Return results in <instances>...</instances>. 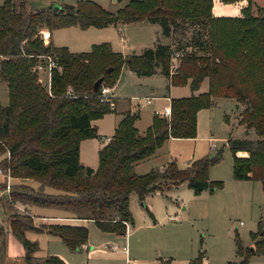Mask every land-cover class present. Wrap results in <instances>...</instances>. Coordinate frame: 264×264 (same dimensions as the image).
Masks as SVG:
<instances>
[{"label": "trees", "instance_id": "trees-1", "mask_svg": "<svg viewBox=\"0 0 264 264\" xmlns=\"http://www.w3.org/2000/svg\"><path fill=\"white\" fill-rule=\"evenodd\" d=\"M220 1L244 2L240 15L214 14L213 0H128L114 12L90 0L56 11L32 8L27 0H2L0 83H5L7 102L0 101V155L7 153V157L0 160V170L38 184L37 188L12 184L1 199L9 211V231L22 247L24 264H66L54 254L35 255L37 242L26 238V231L57 236L70 250L84 244L88 232L84 225H36L29 214L10 212L14 202L63 209L75 218L93 221L103 232L124 235L127 226L133 225L130 193L143 203L148 193L181 182L194 194L220 188V180L208 178L209 166L221 159L220 151L194 159L184 168L172 159L143 174L134 169L166 139L194 138L197 112L210 107L213 97L242 104L238 123L256 137L227 139L232 178L259 181L264 191V15L259 14L264 7H257L253 15L252 0ZM143 20L158 24L169 42L156 41L127 58L113 51L108 42L94 43L88 51H70L45 41L40 32ZM43 55L55 62L48 91L33 70ZM122 66L139 76L159 73L170 85H188L191 94L171 97L169 117L153 114L142 133L134 125L137 113L125 112L115 123L110 140L98 149V164L93 169L80 163L79 143L97 136L92 120L115 112V99L101 101L98 93L100 85L116 82ZM99 76L102 81L94 91L92 84ZM204 79L207 89L194 93ZM45 186L56 192H45ZM251 237L252 249L236 239L237 260L225 264H248L251 255L264 253V220L257 222ZM202 258L203 252L198 251L186 264H201ZM167 263L168 259H160L156 264Z\"/></svg>", "mask_w": 264, "mask_h": 264}, {"label": "rangeland", "instance_id": "rangeland-1", "mask_svg": "<svg viewBox=\"0 0 264 264\" xmlns=\"http://www.w3.org/2000/svg\"><path fill=\"white\" fill-rule=\"evenodd\" d=\"M77 1L79 0H27V3L32 8L51 7L54 3L63 8L66 4L73 5ZM90 1L114 12L128 0ZM213 1L212 12L218 10L220 16H239L244 4ZM255 1L258 4L264 0ZM257 7L262 6L252 4L253 15L258 13ZM259 14L264 15V8ZM50 33L51 42L55 46H66L73 51H88L94 43L108 42L112 50L119 52L124 58L129 57L133 50L140 52L142 48L152 46L156 41L169 42V38L161 35L159 25L151 22L118 23L114 26H90L84 29L68 26L52 29ZM36 74L48 91L45 74ZM206 83L204 79L197 91H205ZM167 85L161 74L138 77L122 66L116 82L109 86L116 97V114H105L90 122L95 126L97 136L87 138L82 143L81 161L97 167L98 146L107 142L106 138L112 132L114 120L119 117L120 112L128 108L137 111L136 126L141 132L150 124L153 112H162L163 106L168 103L165 96L176 98L191 94L188 85H170L168 90ZM146 96L151 97V104L139 106L138 103L143 102ZM0 101L2 104L7 102L6 86L3 82L0 83ZM242 108V104L233 99L213 97L210 107L200 109L197 114L194 138L166 139L155 156L139 162L135 169L138 174H143L153 167H159L169 156L178 168H184L191 159L211 157L220 151L221 159L208 169L210 180L222 182L220 188L194 194L186 182H181L163 189L161 193L144 196L143 203L135 193H130L128 208L133 225L127 226L125 235L103 232L93 221L87 220L84 222L88 232L87 247L78 251L69 250L60 240L48 242L46 234L41 232L26 231L25 237L37 242L39 255L67 253L71 255L73 264H156L160 259H168L167 264H186L198 251L203 252L201 264H225L227 261L237 260L236 239L243 247H250L253 244L251 235L257 230V222L264 220V192L256 184L253 186L252 182L232 178V157L227 139L256 137L252 131L246 132L244 126L238 123V114ZM211 176H214L213 179ZM6 180L10 183V178L6 179V175L0 173V185L4 184V188ZM11 186L12 184L10 188ZM4 188H0V197L7 194ZM15 205L16 202L12 203L10 212L27 213L20 212ZM170 216L175 219L169 220ZM5 223L7 220L0 206V231L5 229ZM112 244L118 249L110 250ZM122 248L126 249L125 254ZM12 260L13 264H18L17 258ZM21 263L23 264L22 259ZM248 264H264V253L251 255Z\"/></svg>", "mask_w": 264, "mask_h": 264}, {"label": "crops", "instance_id": "crops-1", "mask_svg": "<svg viewBox=\"0 0 264 264\" xmlns=\"http://www.w3.org/2000/svg\"><path fill=\"white\" fill-rule=\"evenodd\" d=\"M116 1V0H115ZM2 2V0L0 1V3ZM241 3H243V2H241ZM252 3L254 4V5H258V6H262V7H264V1H262V2H259L258 4H257V2L255 1V0H252ZM56 4H58V3H56ZM59 5V4H58ZM225 8V7H224ZM213 12H214V14H216V15H219V12H218V10L217 11H214L213 10ZM140 23H148L147 21L146 22H143V21H140ZM114 26V25H113ZM49 40L51 41V33L49 32ZM70 51H73V50H70ZM135 51V50H134ZM126 69L127 70H129L127 67H126ZM129 71H131V70H129ZM132 72V71H131ZM132 74H134V75H136L134 72H132ZM156 74V73H155ZM157 74H159V73H157ZM136 76H138V77H143V76H139V75H136ZM151 76V75H150ZM166 79V78H165ZM166 81H167V83H168V80L166 79ZM206 85H207V83H206ZM169 86H170V84H168L167 86H166V88H167V90H168V88H169ZM172 86V85H171ZM111 90H112V88L110 87V90H109V95H110V97H112V98H114L115 99V112H112V113H114V114H116V105H117V102H116V97H115V95L111 92ZM197 92H199V91H194V93H197ZM201 92V91H200ZM146 98H149V97H145L142 101L143 102H140V103H138V105L139 106H141V107H144V106H146V105H150L151 104V97L149 98V102L148 103H145V99ZM165 98L168 100V103L167 104H165L164 106H163V108H162V112L161 111H155V112H153V114H156V113H158L159 115H163V110L165 109V108H168L169 109V96H165ZM127 111H129V112H131V113H137V118H138V112L137 111H135V110H131L130 108H128L127 110H125V111H123V112H120V114H119V117L117 118V119H115L114 120V123H113V129H114V126H115V123L122 117V115L125 113V112H127ZM200 111V110H199ZM198 111V112H199ZM198 112H197V114H198ZM107 114H109V113H107ZM197 117V116H196ZM137 118H136V120H135V122H134V125H135V127H136V129L138 130V128H137V126H136V121H137ZM152 118V117H151ZM100 119V118H99ZM151 122V121H150ZM93 126V125H92ZM95 127V126H94ZM147 128V127H146ZM113 129H112V132L110 133V135H109V137L112 135V133H113ZM145 131V130H144ZM144 131H139L138 130V132L139 133H142V132H144ZM171 139H176V138H172V137H170V138H168L167 140H171ZM184 139H192V138H184ZM85 140H87V139H83V140H81L80 141V143H79V160H80V163L82 164V165H84V166H89V167H91L90 166V164H88L87 162H82L81 161V146H82V143L85 141ZM103 145V144H102ZM102 145H99L98 146V149L100 148V146H102ZM162 147V146H161ZM161 147H159V148H161ZM158 148V149H159ZM158 149L156 150V152L152 155V156H155V154H157V152H159L158 151ZM161 150V149H160ZM163 152L161 151V154H162ZM4 157H7V153H4L3 154V156H0V160L2 159V158H4ZM145 160H147V159H145ZM170 160H172V157L171 156H169V158L167 159V160H165V162L163 163V164H159L160 166L159 167H162L164 164H166L168 161H170ZM193 159H191V160H189L188 162H187V164L188 163H190V161H192ZM142 161H144V160H142ZM142 161H139V162H142ZM138 162V163H139ZM137 163V164H138ZM137 164L135 165V167H134V169H136V167H137ZM91 168H93V169H95V167H91ZM137 172V171H136ZM1 173V172H0ZM138 173V172H137ZM2 174V173H1ZM213 177L214 176H211L210 178L211 179H213ZM9 178H10V183H8V181L6 180V184H8L9 185V189H10V184H15V183H27V184H30V185H32L33 187H35V188H37L38 187V184H37V182H35V181H32V180H30V179H17V178H12V177H10L9 176ZM242 181V180H241ZM243 181H245V182H252V184H253V186H254V184H256L257 185V188H259L260 190H262L261 189V184H260V182L259 181H251V180H243ZM240 184V183H239ZM244 187H245V185H244ZM253 188V187H252ZM9 189H6V188H4V190L6 191V193L8 194V192H9ZM45 192H49V193H54V192H56V190H54L53 188H50V187H47V186H45L44 187V189H43ZM263 191V190H262ZM0 192H2V190H0ZM162 191H154V192H151V193H148L147 195H149V196H151L153 193H161ZM264 192V191H263ZM6 194V195H7ZM3 195V194H2ZM1 195V197H0V206H1V209H2V212H3V216L5 217V219L7 220V215H8V211L7 210H5L3 207H2V204H1V199L2 198H4L5 196L3 195L2 196ZM15 207L17 208V209H19V210H21L20 212H27L30 216H31V218H32V220H33V222H34V224H36V225H38V224H41V223H61V224H70V225H84V222L85 221H87V220H85V219H80V218H75L70 212H68V211H66V210H63V209H58V208H52V207H43V206H38V205H32V204H22V203H20V202H16V205H15ZM183 208V207H182ZM5 229H2L0 232V264H13V258H17V260H18V264H22L21 263V259H22V261H23V258H22V254H23V250H22V247H21V245H20V243L14 238V236L10 233V231H9V228H8V225H7V223H5ZM126 231H127V229H126ZM41 233H44V234H46V236L48 237V242H56L57 240H60L57 236H53V235H51V234H47V233H45V232H41ZM125 235V234H124ZM61 241V240H60ZM62 242V241H61ZM112 245H114L115 246V248L114 249H111L110 248V250H112V251H114V250H117L118 249V247L115 245V244H112ZM111 246V245H110ZM83 247H87V240H86V242L84 243V244H82L81 246H79L77 249H76V251H78L80 248H83ZM124 247V246H123ZM68 248V247H67ZM123 249V250H122ZM121 250H122V252H123V254H125L126 253V249L125 248H122ZM70 250V249H69ZM54 255L55 254H58L59 255V257L62 259V260H64V262L66 263V264H73V259L72 258H70L71 257V255H68L67 253H64V254H61V253H59V252H52ZM35 255H37V256H42V255H39L38 253H37V251L35 252ZM46 255H48V254H46ZM57 255V256H58ZM45 256V255H44ZM191 258H189V260H190ZM188 260V261H189ZM187 261V262H188ZM23 264H24V262H23Z\"/></svg>", "mask_w": 264, "mask_h": 264}, {"label": "built area", "instance_id": "built-area-1", "mask_svg": "<svg viewBox=\"0 0 264 264\" xmlns=\"http://www.w3.org/2000/svg\"><path fill=\"white\" fill-rule=\"evenodd\" d=\"M41 34L44 38L45 41L47 37H49V32L46 31V29H42L41 31ZM40 60L37 62V64L34 66L33 70L35 72H39V73H42L43 75L45 74V78L47 79V85L49 87V81H50V73H51V69L55 66V62L54 60L48 56V55H43V56H40L39 57ZM109 86L108 85H100V90H99V93H98V97L101 101H110V95H109ZM149 102V98H146L145 99V103H148ZM170 115V111L168 108H165L163 110V116L165 117H169ZM107 141L110 140V137H107L106 138ZM212 147H214V144H212ZM1 173H3L1 170H0ZM6 175V179L9 178V175L8 174H5ZM6 189H9V185L6 184L5 186ZM175 218L173 216H170L169 217V220H174ZM111 249H114L115 246L114 245H111L110 246Z\"/></svg>", "mask_w": 264, "mask_h": 264}, {"label": "water", "instance_id": "water-1", "mask_svg": "<svg viewBox=\"0 0 264 264\" xmlns=\"http://www.w3.org/2000/svg\"><path fill=\"white\" fill-rule=\"evenodd\" d=\"M52 10L53 11H56V10H58L59 9V5L58 4H56V3H54V4H52ZM143 22H146V20H143ZM135 51L133 50L132 51V53H134ZM128 59H126V61H127ZM110 70H111V68H107L106 69V72H110ZM101 81H102V76H99L97 79H95V81L93 82V84H92V88H93V90L94 91H96L97 89H98V87H99V85L101 84ZM39 82V81H38ZM250 249H252V246H250Z\"/></svg>", "mask_w": 264, "mask_h": 264}]
</instances>
